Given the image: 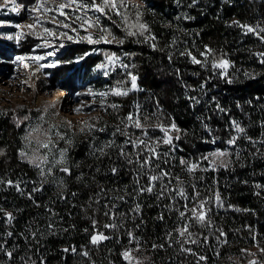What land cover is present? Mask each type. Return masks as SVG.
<instances>
[{"label":"trees","instance_id":"1","mask_svg":"<svg viewBox=\"0 0 264 264\" xmlns=\"http://www.w3.org/2000/svg\"><path fill=\"white\" fill-rule=\"evenodd\" d=\"M139 12L141 22L149 28L144 36L129 37L124 25L114 24L112 18L103 20L104 27L117 38L116 44L99 46L93 54L89 53L95 51L92 46L69 45L59 65L48 71L49 88L58 87L69 94L79 89L106 55L116 54L130 66L119 67L105 78L110 89L118 82L129 88L128 72L138 77V90L128 96L108 98L107 104L119 107H109L102 115L101 128L105 131L85 133L75 140L67 154L71 175L56 170V174L64 175L61 189L48 183L36 185L38 170L18 157L26 113L0 115V181H4L0 183V264H41V260L44 264H127L122 253L128 249L136 251L140 264H249L250 260L264 264V253L260 251L264 248V143H259L264 141V65L254 55L264 51V44L253 34L244 35V30L233 23L264 27V0H146ZM135 18L136 12L129 23ZM148 36L156 39L145 42ZM120 39L124 40L122 45ZM4 46L0 41V55L5 52ZM205 46L212 49L213 55L202 65H194L188 56L181 55L190 51L203 61L200 53ZM31 47L30 41H24L22 52L29 53ZM76 57L82 58L79 65L74 63ZM220 58L233 64L228 70L232 83L213 75L216 70L211 68V61ZM189 97H196L200 103ZM217 104L226 112H220ZM129 113L141 117L153 114L149 125L174 122L181 129V139L175 141L178 148L170 151L161 145V159L153 164L180 177L182 185L172 179L170 188L182 186L192 195L195 185L200 199L212 201L207 206L211 209L210 228L179 219L177 209L183 210L185 203L191 207L192 202L181 199L175 191L157 198L167 180L157 182L152 194L136 195L140 186L147 185V176L158 174L160 168L140 169L118 155L117 146L126 137L112 133ZM232 120L244 127L245 133L240 135L236 147L229 148L225 142L237 135L231 127ZM128 131L134 133L133 138L140 135L135 129ZM148 131L150 136L162 135L151 127ZM247 137L257 143L253 145ZM213 139L215 143L211 142ZM110 140H115L116 145L105 149L109 155L92 154L93 146L99 148ZM217 149L230 152L225 158L227 168L188 174L179 165L181 157L195 161ZM126 151L132 153L129 158L136 159L135 149L129 146ZM205 166L206 162L201 165ZM112 167L118 169L116 175L112 174ZM137 172L141 174L137 176ZM137 179L139 185L135 183ZM7 181H12V186ZM41 186L42 191H32ZM216 192L221 196L222 207L215 204ZM137 204L138 213L133 211ZM9 213L13 217L11 223L7 220ZM49 222L54 225L51 229ZM185 222L193 225L190 231L198 243L183 247L196 255L181 251L183 241L177 229ZM113 223L115 228H105V224ZM96 231L110 239L93 246L89 240ZM220 231L226 235L220 236ZM129 232L135 237L131 243ZM168 233H172L171 239ZM65 248L69 251L64 252ZM84 251L88 257L81 255ZM8 252L12 253L11 259ZM199 256L207 259L199 260Z\"/></svg>","mask_w":264,"mask_h":264},{"label":"snow or ice","instance_id":"2","mask_svg":"<svg viewBox=\"0 0 264 264\" xmlns=\"http://www.w3.org/2000/svg\"><path fill=\"white\" fill-rule=\"evenodd\" d=\"M10 6V7H9ZM0 8L7 9L8 11L13 12H19L20 6L17 5L16 0H4L3 4L0 5ZM130 8H136V18L135 21L132 23H129V17H128V10ZM124 10L123 12L121 10ZM139 5H129L126 3V0H36L35 6L29 9L32 13H37V15L32 16L33 23L31 24H25V25H19L18 27L22 28H28L29 30L35 29L36 27H42L43 28V35L46 37H57V33L43 27L44 23L50 22L54 24L57 28H64L68 29L72 32H79L80 29H83L85 32H87L89 29H98L102 34L99 36V38L94 39L91 34L87 36L80 37L81 40L87 41L89 44L93 43H111L115 41L117 38L107 29L106 27H103L100 24V17H108L109 13L114 14L115 16L121 17V22L124 25V31L127 36L129 37H135V36H144L145 33L149 32V28L147 24L141 22V13L139 12ZM67 10V11H66ZM89 12L99 14L96 16L95 19H93L92 16L87 15ZM50 13H54L53 15L49 16ZM74 13H81L82 15H75ZM43 17V19H42ZM58 17H63V20H59ZM187 18V17H186ZM179 19V17H177ZM68 21H71L72 23H75L76 21L80 22L79 29L73 28L72 24L68 23ZM233 23H236L239 27H241L244 30V35L253 34L256 39L260 41L261 44H264V27H254L250 25H239L238 22L234 21ZM20 35L18 34L16 39H20ZM59 37L66 38L68 40H73V36L69 35L68 32H60ZM111 37V39H109ZM11 38V37H9ZM38 38H40L38 36ZM155 40L156 37L154 36H148L145 37V42L147 40ZM175 41H173L174 43ZM47 44V41H45ZM119 43L122 45L124 43L123 39L119 40ZM50 46V45H48ZM64 45L61 44L60 47H63ZM153 49L156 48L155 44H152ZM49 55H54V53H49ZM126 56H130L132 54L125 53ZM181 55H186L190 58L191 63L194 65H202L205 62L208 61V57L213 55L212 49L205 46L204 50L200 53L201 56H203L205 59L202 61L198 59L196 56H194L190 51L189 52H182ZM254 55L257 58V61L264 65V51L254 53ZM45 57H32L34 61L39 63L40 60H43ZM171 55H169V60L171 61ZM18 60H24V57H18ZM82 59V58H81ZM27 67V65H25ZM54 65H41V67H52ZM107 66H112L115 68L116 66H120L124 69H128L130 66L128 64H124L122 62V59L120 56H117L116 54L106 55V64H101L98 67L105 68ZM230 67H233V64L231 61H229L226 58H220L219 60H213L211 61V68L216 70L213 72V75H218L221 79H227L228 83H232V80L228 78V70ZM105 75H108V72H105ZM245 76H248V73H244ZM128 80L130 82L129 88H124L121 86V83L118 82L116 87L111 88L109 91H102V92H94L91 89L87 93H77V95H90V96H99L101 99L98 102L99 103V110L106 111L107 108L112 109H118V105L115 103L107 104L106 99L109 95L112 96H128L131 91L138 90L137 80L138 77L135 74H132L131 72H128ZM207 81L205 83H202L200 85L201 89H203L206 85ZM190 100L194 101L196 104H199L200 101L196 97H189ZM214 99V98H213ZM92 103H96L95 100L92 101ZM91 107V104L88 105ZM239 106V105H238ZM54 107V105L52 106ZM217 109L220 112H226L225 109L220 107L219 104L216 105ZM137 108H139V105H137ZM96 111L97 109H93ZM74 112L76 114H87L83 113V104H81V107H77L74 109ZM58 115V113H57ZM90 115V114H88ZM153 114H149L148 116L141 117L138 113H129L126 117H124L121 120V126H117L115 131L112 133L113 136H115L117 133H119L121 136L126 137L125 141L117 146L119 149L118 155L121 157H124L126 162L129 165L137 164L139 165L140 169H153V168H160L159 164H153V161H158L161 159V153L158 151L159 147L161 145L167 146V148L172 151L176 150L178 148V145L175 143V141H179L181 139L179 133L181 132V129L177 127V125L173 122L169 125H163V124H155V125H149L148 121L152 119ZM27 119V117H25ZM41 120H43V116L40 117ZM97 121L99 120V117L95 118ZM69 125V128H73L71 121L67 122ZM81 127L80 132L86 133V134H92L93 132H103L105 131L104 128H97L94 123H90L88 120L81 121ZM231 127L234 129V131L237 133V135H232L230 138L225 142L229 148H233L237 146V140L240 138L241 134L245 133V128L242 127L237 121L232 120ZM19 126V125H17ZM152 128L153 131H159L162 133L161 136H150L149 135V128ZM207 128V125H205ZM53 128H55V125L51 126L48 129H41V128H35L28 132V134L24 137V139L29 140V143L32 141L30 140V137L32 136L33 132H41V135L45 137L44 141L37 140L36 143L38 145L37 152H39V149H48L49 152H52V149L56 147V144L54 143L52 137L49 135V133L52 132ZM135 129L137 130L140 135H136L135 138H133L134 133H131L128 131V129ZM173 133H177V135H173ZM56 136L60 140H65V135L61 134L59 132L56 133ZM95 138V137H94ZM248 141L251 142L253 145L257 143V141H254L251 137H247ZM150 141V143H149ZM212 143H215V139L211 141ZM66 143L71 144V139L66 140ZM259 143H264V141H259ZM114 145H116L115 140L106 141L101 147L97 148L93 146L92 154L95 155L97 152H99L100 156H106L109 155L105 151L107 148H112ZM131 147L132 149L136 150V159L133 160L129 157H131L132 153L129 151H126L127 147ZM146 152L147 155H143V153ZM3 153L0 152V155ZM168 153L165 152L163 155H167ZM19 155L24 158L27 156V154L24 151H21ZM239 155V152H237V156ZM66 156H67V149H61L59 151V159H53L49 160L48 154L43 155H37L36 153H33L32 156L27 157L28 162L32 164L34 167L40 169L39 175L43 178L42 184L48 182L47 177L49 175H53L52 169L56 167V165H65L66 164ZM230 156V152L227 149L221 150H213L207 154H202L198 160L195 161H189L183 157L179 159V165L181 166L182 170L186 171L188 174H194L197 171H218L221 167L227 168L228 167V161L225 159L226 157ZM99 158V157H98ZM166 162V161H165ZM206 162L207 166L201 167V165ZM51 164V167H49L47 170L43 167L44 165ZM61 172H63L65 175H71V170L69 167L64 166L59 169ZM99 171V169H97ZM111 172L113 175H116L118 173V169L116 167L111 168ZM141 173L137 172V176H139ZM175 179L177 181L178 185H182V181L180 180V177L177 175L175 177L172 176V174L169 171H166L162 168H160V171L158 174H150L147 176L148 183L146 186H140L138 190H136V195H142L143 193H149L152 194L154 192V188L156 186L157 182H163L167 180V183L162 184V190L157 193V198H163L165 192H172L175 191V195L179 196L181 199L185 201L192 202V206L189 207L188 203H185L182 208L183 210L177 209L179 213V219L182 221H192L196 225H199L202 228H210L212 226V221L209 219V212L211 209L207 207L212 201L210 199H200V191L198 188H196L195 185H193V194L189 195L186 193L185 189L182 186H178L175 190L170 188L169 185L171 184V180ZM202 179V177H201ZM0 183H4V181H0ZM9 186H12V181L6 182ZM61 183L63 181L61 180ZM137 185H139V179L135 181ZM17 190L19 191V186L16 185ZM256 187H261L260 185H257ZM33 192H39L42 191L41 187H36L32 190ZM104 189H101V192H103ZM259 194V193H258ZM75 195V193H73ZM33 197L31 194L29 195V199H32ZM63 198V197H60ZM175 198L174 196L172 197ZM119 199L123 200V197H119ZM35 202V201H34ZM215 204L217 207H222L223 202L221 199V196L219 192L215 193ZM39 207V205H37ZM115 207V205H113ZM0 211H3V209H0ZM134 212L140 211V205L137 204L135 208L133 209ZM190 213V215H189ZM105 215H109L108 212H105ZM13 217L9 213L7 214V220L9 223H11ZM160 219H163V216L160 217ZM96 226V221H93V228ZM193 225L185 222L181 227L177 229L179 237L182 239L183 243L181 244V251L189 252L192 255H196L195 253H192L191 249H186L183 247V244L188 243H198L196 239L193 238V233L190 231V228ZM54 225L49 222L48 228H53ZM116 225L113 224H105V228H115ZM87 231V229H85ZM11 235V233H9ZM36 234L33 233V236ZM129 235V242L131 243L135 237L132 235L131 232L128 233ZM169 239H171L172 233L167 234ZM226 234L223 231H220V236H225ZM110 239V237L104 235L101 232H94L90 236V244L93 246L99 245L105 240ZM255 239V237H253ZM205 240H207V237H205ZM178 243L180 241H177ZM226 243V241H224ZM258 246V245H257ZM156 247H163V245H153V248ZM2 248V246H0ZM64 252H68L69 249L65 248L63 249ZM71 251L73 253H76V249L72 248ZM246 251V250H244ZM261 253H264V248H260ZM132 250L128 249L125 250L122 253V258L127 262V264H132L133 260L135 259L132 254ZM247 255H252V253H246ZM9 259L12 258V253H7ZM84 257H88L89 253L87 251H84L81 253ZM207 258L205 256H199V260H206ZM41 264H44V261L41 260ZM136 264H140V262L137 260ZM249 264H258L256 260H250Z\"/></svg>","mask_w":264,"mask_h":264},{"label":"rangeland","instance_id":"3","mask_svg":"<svg viewBox=\"0 0 264 264\" xmlns=\"http://www.w3.org/2000/svg\"><path fill=\"white\" fill-rule=\"evenodd\" d=\"M3 2L4 0H0V5H2ZM16 3L18 6H20V11L18 13L0 8V41H3V43L5 44V52L4 54L0 55V115H4L8 112H11L13 115L19 112L26 113L24 115L25 117H27V119L20 135L21 148L18 152V157L23 162L34 167L28 162L27 159V157L32 156L33 153H36L37 155L48 154L50 161L60 158L59 151L61 149H67L68 154L75 140L81 135L85 134L80 132L81 121L88 120L90 123H94L97 128H101L102 115H104L105 112L103 110H99L98 102L101 98L99 96L93 97L90 95L78 96L77 93H87L89 89L94 92L109 91L110 88L104 80L109 74L114 73V71L120 66H116L115 68H113L112 66H107L105 68L98 67L101 64H106L105 57L104 60H101V62L94 69H92L89 74H87L88 78H85V81L80 83L79 89L75 93L69 94L64 89L58 87L49 88L48 77H50V73L48 71H52L50 68H54L59 65V58L55 62H44V60H40V62L37 63L36 61L31 59L32 57H47L50 49L54 47L60 48L61 44L64 45L63 47L66 46L67 50V47L69 45L83 43L95 48V51L89 52L93 54L94 52L96 53L97 47L116 44L117 39L111 43L101 42L89 44L87 41L81 40L80 37L91 34L94 39L99 38L102 33L98 29H89L87 32H85L83 29H80L77 33L72 32L68 29L57 28L50 22L44 23L43 27L56 32L57 37H46L43 35L42 27L38 26L32 30H29L28 28L18 27L19 25L33 23L31 17L37 15V13H32L29 11V9L35 6L36 0H26L25 3H19L16 0ZM126 3L129 5H139L138 10L140 11V7L143 4H146V0H126ZM121 11L123 12L124 10L122 9ZM136 11V8H130L128 10L129 22H131L130 19ZM53 14L54 13H50L49 16ZM75 15L82 14L74 13L73 16ZM87 15L92 16L93 19H95L99 14L89 12ZM109 16L110 18H112L114 24H118L120 27L123 25V23L121 22V17L115 16L111 13H109ZM110 18L100 17V24L104 27V25L102 24L103 20L106 21ZM58 19L63 20V17H58ZM68 23L72 24L73 28L79 29V21H76L75 23L68 21ZM60 32H68L69 35L73 36V40L59 37ZM18 34H21L19 40L16 39ZM38 36L40 38H38ZM109 39H111V37H109ZM24 41H30V43H32V49L30 48L29 53L22 52L21 48L23 47ZM45 41H47V44L45 43ZM17 57H24L25 59L18 60ZM81 60V58L76 57L74 59V63L76 65H79ZM122 62L124 63L123 59ZM25 65H27V67ZM34 65L37 66L35 73H33L31 70L32 66ZM41 65L54 66L41 67ZM105 72H108V75H105ZM56 90L63 93V107L61 109H56L52 106H46L42 102L43 98L45 99L47 97H51ZM109 97L110 95L107 97L106 103L108 102ZM93 100H95L96 103H92ZM81 104H83V113L87 114H76L74 112V109L77 107H81ZM89 104H91V107L88 106ZM93 109L97 110L94 111ZM42 116L43 120L40 119V117ZM97 117H99L98 121L95 119ZM68 121H71L72 125L74 126L73 128H69V125L67 123ZM53 125H55V128H53L52 132L49 133V135L52 137L54 143L56 144V147L52 149V152H49L48 149H39V152H37L38 145L36 141L45 140V137L41 135V132L32 133V136L30 137V140L32 141L31 143H29V140L24 139V137L32 129H48ZM57 132L64 134L65 140H60L56 136ZM68 139H71V144L66 143V140ZM21 151H24L27 156L22 158L19 155ZM64 166L68 167L67 156L66 164L56 165V167L52 169L53 175H49L47 177L48 182L46 183L50 184L56 189H61L64 185V175L56 174V170H59ZM43 167L45 168V170H47L49 167H51V164L44 165ZM36 169L38 170V174L35 183L36 185H40L42 184L43 178L39 175L40 169ZM61 180L63 181V183H61ZM131 254L135 258L132 263L136 264V261L138 260L136 251L132 250Z\"/></svg>","mask_w":264,"mask_h":264},{"label":"bare ground","instance_id":"4","mask_svg":"<svg viewBox=\"0 0 264 264\" xmlns=\"http://www.w3.org/2000/svg\"><path fill=\"white\" fill-rule=\"evenodd\" d=\"M35 47V46H34ZM37 48V47H36ZM32 49V48H31ZM66 52V46L65 47H54L52 49H50L49 53H54V55H49L45 57L44 62H51V61H56V59L64 54ZM33 56V55H32ZM18 58V57H17ZM42 60V61H43ZM40 62V61H39ZM22 67V66H21ZM26 68V67H25ZM37 66H32L31 70L33 73L36 72ZM22 74V73H21ZM30 74V73H29ZM23 76V75H22ZM28 76V75H27ZM32 76V75H31ZM22 78V77H21ZM19 79V78H18ZM25 79V78H24ZM17 80V79H16ZM14 84V83H13ZM26 85V84H25ZM21 86V85H20ZM20 88V87H19ZM21 90V89H19ZM23 100V99H22ZM42 102L46 105V106H53L56 109H61L63 107V93L56 90L53 95L51 97H47V98H43ZM65 104V103H64Z\"/></svg>","mask_w":264,"mask_h":264}]
</instances>
